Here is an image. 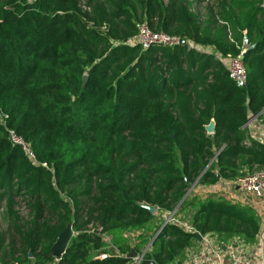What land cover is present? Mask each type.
Listing matches in <instances>:
<instances>
[{"label":"trees","instance_id":"trees-1","mask_svg":"<svg viewBox=\"0 0 264 264\" xmlns=\"http://www.w3.org/2000/svg\"><path fill=\"white\" fill-rule=\"evenodd\" d=\"M141 23L184 42L143 47ZM227 55H241L244 86ZM263 109L264 0H0V264H127L128 245L92 255L104 243L85 230L139 227L153 217L143 204L170 211L193 183L264 168L244 128ZM260 223L248 204L206 199L194 231L166 224L138 264L182 261L208 233L256 244ZM68 224L79 232L54 258Z\"/></svg>","mask_w":264,"mask_h":264},{"label":"built area","instance_id":"built-area-1","mask_svg":"<svg viewBox=\"0 0 264 264\" xmlns=\"http://www.w3.org/2000/svg\"><path fill=\"white\" fill-rule=\"evenodd\" d=\"M133 41L141 44L143 47H147L153 44L172 46L180 43V39H178L177 37H174L166 32L152 30L148 27L146 23H141L139 25L137 35L134 37ZM221 59L225 64L226 68L228 69L229 76L231 77V79L237 85L244 86L246 82V72L242 63L241 55H238L236 57L227 55L226 57H223ZM3 116L4 115L0 113V118H3ZM9 135L10 140L21 146L26 155L30 159L34 160V153L29 143L26 142L22 137L18 136L12 130H9ZM231 182L232 186L239 190L241 194H243L241 196V202H237L248 204L253 207L257 212L258 209H260L259 211H261V213L262 211H264V168L254 169L253 171L248 172ZM168 223L179 225L187 231H194L193 226L188 227L185 223L177 221L176 219H174V217H172V214L166 217V221L164 222L163 226ZM236 239L240 242V244L245 245L243 240L239 238ZM104 240L107 244L110 243L109 238L105 237ZM256 244V247H258L257 253H254L251 256L234 255L225 264H264V218L261 219L260 230L257 235ZM211 252L213 253L216 260L221 263L222 259L220 248L213 247ZM98 256L104 258L107 256V253L102 252ZM142 257L140 259H136V264L141 261ZM183 261L185 262L184 264H206L205 262H203L202 259L198 257V255H195L191 252H188V255L185 254V259Z\"/></svg>","mask_w":264,"mask_h":264},{"label":"rangeland","instance_id":"rangeland-1","mask_svg":"<svg viewBox=\"0 0 264 264\" xmlns=\"http://www.w3.org/2000/svg\"><path fill=\"white\" fill-rule=\"evenodd\" d=\"M191 1V0H190ZM207 3H203L201 5H194L193 10L198 14V16L203 19L206 15L205 6ZM264 117V116H262ZM211 160L210 162H212ZM192 189H195L191 191ZM228 187L222 185L213 187L210 190H207L204 184L201 183H193L187 189L182 202L177 203L172 210L167 211L164 209L157 208L156 211L153 213V217L148 222L144 223L143 225L130 228V227H123L118 229H113L108 232H99L101 231L100 228L95 229L93 226H89L88 229L85 230L84 233L90 234L96 232V236L100 237L102 242L104 243L99 249H95L92 252V255H99L101 252L105 251L109 254H120L124 253L126 248H121V246L128 245L130 248H133L135 245H138L139 252L142 250L143 254L153 242L156 235L163 229V224L166 221V217L172 214V217L179 222L185 223L186 226L192 227V214L196 210L199 203L204 201V199H213V198H223L224 195L227 193L226 190ZM231 190V189H229ZM16 205L15 209L18 212V216L20 217L21 221L29 220L27 209L25 208L24 203L21 201L20 197H16ZM203 199V200H202ZM1 212V210H0ZM261 220V218H260ZM0 232L7 233V224L6 221L2 219V215L0 213ZM79 231H75L72 229V237H76ZM6 236V234H5ZM107 237L110 239V245L107 244L104 238ZM246 244V243H245ZM111 246V247H110ZM244 244H241V249L244 247ZM113 248V249H111ZM142 252L139 254L141 255ZM127 254V253H126ZM132 261L128 262L127 264H136V259H131ZM49 264H57V260L54 259L52 263Z\"/></svg>","mask_w":264,"mask_h":264},{"label":"crops","instance_id":"crops-1","mask_svg":"<svg viewBox=\"0 0 264 264\" xmlns=\"http://www.w3.org/2000/svg\"><path fill=\"white\" fill-rule=\"evenodd\" d=\"M262 116H264V109L258 114L250 115L247 122L245 123L244 128L251 137L264 142V117ZM222 185L228 187V189L226 190L227 193L224 195L227 200L241 202V196L243 194H241L239 190L232 186L231 181L220 180L215 184L205 185V187L207 188V190H210L213 187ZM193 190L195 189H192L191 191ZM259 210L260 209H258V213L260 215V218L262 219L264 218V211H262L261 213V211ZM256 245L257 244H245V246L241 249V244L236 238L222 241L219 240L216 234L208 233L201 236L200 238L198 237L197 239H195L193 243L188 248H186V255H188V252L198 255V257L202 259L206 264H225L234 255L251 256L254 253H257L258 247H256ZM213 247L220 248L222 259L221 263L216 260L213 253L211 252ZM184 263L185 262L182 260L176 261L174 264Z\"/></svg>","mask_w":264,"mask_h":264},{"label":"water","instance_id":"water-1","mask_svg":"<svg viewBox=\"0 0 264 264\" xmlns=\"http://www.w3.org/2000/svg\"><path fill=\"white\" fill-rule=\"evenodd\" d=\"M181 43H183V40H180ZM87 80V75L85 74L83 76V84L86 82ZM205 130L207 133H212L214 131V122L210 121L206 126H205ZM142 207H144L145 209H147L150 213H154L156 211V207L155 206H151L148 204H143ZM72 236V226L71 224L66 225V227L59 233V235L57 236L55 242L53 243L52 247H51V253L52 256L54 258H59L61 255H63V253L65 252L67 245L71 239ZM200 238V236H199ZM127 258L129 259H140L143 254L138 255L135 250L133 248L130 249V251L125 255ZM152 262V261H150Z\"/></svg>","mask_w":264,"mask_h":264}]
</instances>
